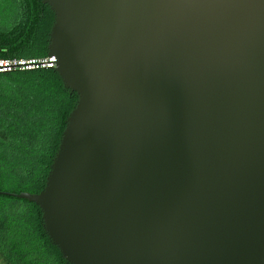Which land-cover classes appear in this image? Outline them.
Instances as JSON below:
<instances>
[{
	"label": "water",
	"instance_id": "1",
	"mask_svg": "<svg viewBox=\"0 0 264 264\" xmlns=\"http://www.w3.org/2000/svg\"><path fill=\"white\" fill-rule=\"evenodd\" d=\"M78 97L26 200L69 264H264V0H43Z\"/></svg>",
	"mask_w": 264,
	"mask_h": 264
},
{
	"label": "trees",
	"instance_id": "2",
	"mask_svg": "<svg viewBox=\"0 0 264 264\" xmlns=\"http://www.w3.org/2000/svg\"><path fill=\"white\" fill-rule=\"evenodd\" d=\"M43 0H10L0 60L47 56L53 13ZM78 97L54 69L0 73V193H40ZM0 264H69L43 229L39 207L0 194Z\"/></svg>",
	"mask_w": 264,
	"mask_h": 264
},
{
	"label": "built area",
	"instance_id": "3",
	"mask_svg": "<svg viewBox=\"0 0 264 264\" xmlns=\"http://www.w3.org/2000/svg\"><path fill=\"white\" fill-rule=\"evenodd\" d=\"M55 59L45 57L43 59H11L0 60V73H9L14 71H31L38 69H54Z\"/></svg>",
	"mask_w": 264,
	"mask_h": 264
},
{
	"label": "rangeland",
	"instance_id": "4",
	"mask_svg": "<svg viewBox=\"0 0 264 264\" xmlns=\"http://www.w3.org/2000/svg\"><path fill=\"white\" fill-rule=\"evenodd\" d=\"M10 0H0V20L4 21L5 19H9L11 14L9 11Z\"/></svg>",
	"mask_w": 264,
	"mask_h": 264
}]
</instances>
